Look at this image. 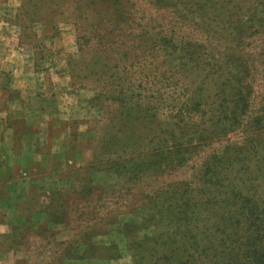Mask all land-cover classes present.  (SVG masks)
<instances>
[{
  "label": "trees",
  "instance_id": "obj_1",
  "mask_svg": "<svg viewBox=\"0 0 264 264\" xmlns=\"http://www.w3.org/2000/svg\"><path fill=\"white\" fill-rule=\"evenodd\" d=\"M146 1L170 12V36L157 17L141 20L135 0H42L51 29L60 16L75 26V58L98 77L91 103L109 101L116 109L95 129L102 158L86 163L87 175L69 183L63 175L76 170L82 153L71 140L52 151L49 129L40 150L39 130L19 118L15 154L1 157L0 223L9 233L0 248L19 249L30 234L49 239L56 250L42 264L109 262L124 251L131 264H264V89H255L254 58L264 51L258 45L264 0ZM69 69L75 84L71 61ZM31 131L36 139L26 149L21 141ZM25 153L29 161L19 169L6 164ZM196 159L189 177L159 180ZM37 171L35 182L46 195L33 187ZM97 173L115 183L99 182ZM149 177L159 180L152 190L141 185ZM117 200L123 204L113 211ZM98 212H113L101 230L88 226L103 223ZM57 224L77 236L56 240ZM146 229L152 234H141ZM99 236L114 241L108 246Z\"/></svg>",
  "mask_w": 264,
  "mask_h": 264
},
{
  "label": "rangeland",
  "instance_id": "obj_2",
  "mask_svg": "<svg viewBox=\"0 0 264 264\" xmlns=\"http://www.w3.org/2000/svg\"><path fill=\"white\" fill-rule=\"evenodd\" d=\"M24 3H26L27 9L22 11ZM135 3L139 12L138 16H142L141 20L146 21L151 15L157 17L158 23L165 30L164 32L170 36L171 33L168 28L172 17L168 10L158 11L146 0H135ZM48 18H50L49 14ZM63 18L66 17L60 16L57 18L53 22L56 28L51 29L50 26L52 24L50 25L46 21V11L42 0H30V3H28V0H0V119L2 118L0 124H3L0 125L1 138L3 139L1 140V148L15 154L17 144L12 138L13 128L18 126L17 122H24L23 119L19 118L25 119L26 117L34 131L39 130L40 127L43 128L39 130L40 150H46V138L49 140L47 130L49 129L53 134L52 151H59L65 146L67 140H71L72 147L79 151V154L82 153L76 157V170L73 171L71 167H68L63 175L65 181L75 182L78 179L76 176L84 177L87 175L86 163L97 162L102 158L101 154H99L101 140H96V142L94 140L95 129L102 126L99 118H106L111 115L116 106L109 101L91 103L92 99L97 96L99 83L96 79L98 77L90 74L89 68L81 57L75 58L78 49L75 26L68 18ZM53 32L55 33L54 36ZM198 36L200 39L206 38L203 34ZM258 45L259 48H263L261 49L263 51L264 39ZM254 58H257L255 89L261 92L264 89V51L256 53ZM103 60L102 57L100 59L101 63H103ZM70 61L77 74L75 84L70 74ZM123 64L128 65L127 63ZM101 71H103L102 67L99 68V72ZM46 120L50 121L49 124L46 123ZM35 139L36 137H28L26 141L23 140L21 143L25 145L29 141H35ZM89 140H92L90 145L87 144ZM27 146L30 145L27 144ZM32 160L37 162L39 156L34 155ZM28 161L29 154L25 153V155L22 154L21 158H9L6 163L9 162L10 165L15 166V169H19ZM199 162V159L191 161L177 174L159 180L164 182L187 178L193 173ZM42 163L44 164V162ZM29 166L30 164H28ZM40 173L38 171L33 173V187L37 188L39 193L46 195L48 191L42 189L35 182V177ZM9 174V172L4 171L2 177H9ZM45 174L46 171L43 172L42 176L38 177H44ZM97 178L99 182L109 186L115 183L113 181L114 178H109L103 174L97 173ZM159 180L149 177L141 185H143L144 189L152 190ZM67 181L66 183H69ZM28 185H30L29 182ZM25 188L24 186L23 189ZM18 190H20L19 187ZM117 201L118 203L115 201L110 203L111 210L114 211L123 204V200ZM98 213L101 217L103 216L101 221L103 223L93 221L88 222V226L101 230L100 228L106 225V221L110 220L113 212ZM47 218L48 215L46 213ZM87 219L88 217L85 220ZM80 227L85 229V224L81 223ZM80 227L79 229L82 230ZM8 228L6 223H0V246H7L8 241L3 245L1 243L2 236L9 233ZM36 228L37 224H34L33 229L35 230ZM52 230L57 231L54 236L56 240L72 239L77 236L76 232L63 229L61 224L53 225ZM88 230L90 231L91 228ZM141 234L151 235L152 232L150 233L146 229ZM29 235L28 240L22 242L23 245L18 246L19 249L11 250L1 247L0 264H42L45 261L50 262L48 256L56 252V250L51 252L49 239ZM186 236L190 239V234H186ZM96 240H99L100 243L106 242V245L114 241L105 236H99ZM118 242L120 241L118 240ZM54 263L58 264V261L55 260ZM131 263L130 254L124 251L121 257L109 262L82 259L68 260L62 264Z\"/></svg>",
  "mask_w": 264,
  "mask_h": 264
},
{
  "label": "crops",
  "instance_id": "obj_3",
  "mask_svg": "<svg viewBox=\"0 0 264 264\" xmlns=\"http://www.w3.org/2000/svg\"><path fill=\"white\" fill-rule=\"evenodd\" d=\"M25 120H27V118L25 117ZM2 122V118L0 119V123ZM0 125H3V124H0ZM43 128L42 127H40V129L39 130H42ZM40 134V133H39ZM38 134V135H39ZM41 135H42V133H41ZM36 136V135H35ZM46 136H47V134H46ZM2 133L0 132V168H6V166L5 165H3V164H1V160H2V152L4 153V152H11V151H9V150H3L2 148H1V140H3L2 138ZM27 137H33V131H31L30 133H27L26 135H25V138H27ZM26 141V140H25ZM24 147L27 149L28 147H30V146H27V143L24 145ZM30 149H31V147H30ZM6 164H8L9 165V167L10 168H14L15 166H12V165H10V163L8 162V163H6ZM9 229V228H8Z\"/></svg>",
  "mask_w": 264,
  "mask_h": 264
}]
</instances>
